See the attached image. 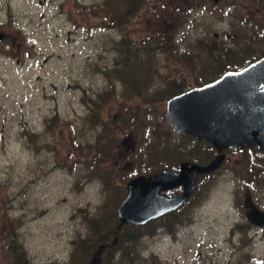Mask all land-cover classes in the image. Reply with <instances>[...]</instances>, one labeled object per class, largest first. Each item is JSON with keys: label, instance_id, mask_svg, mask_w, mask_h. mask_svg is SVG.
Wrapping results in <instances>:
<instances>
[{"label": "rangeland", "instance_id": "obj_1", "mask_svg": "<svg viewBox=\"0 0 264 264\" xmlns=\"http://www.w3.org/2000/svg\"><path fill=\"white\" fill-rule=\"evenodd\" d=\"M100 1L0 0V225L5 232H20L30 260L38 263L65 260L72 238L85 233L82 214L86 208L96 209L102 198L100 182L90 176L95 168L91 146H85L102 125H88L83 99L85 93L102 91L108 84L101 71L113 64L111 40L119 31L102 26L94 8ZM175 1L187 5L188 12L157 18L145 4L127 24L126 33L140 41L145 29L164 30L177 46L159 53L158 74L195 82L191 65L206 58L208 40L230 43L226 32L232 26L224 12L234 0H218V7L210 0ZM194 35H202L205 42L188 46ZM257 44L264 50V40ZM116 90L120 93L118 85ZM138 101L115 94L99 110L117 145L105 167L117 173L127 174L135 165L128 153L138 151V139L148 133L146 124L160 122V115L145 116ZM118 112L123 119L137 112L142 120L132 124L128 117L123 122L116 119ZM76 143L79 147L73 146ZM234 150L225 149L215 169L216 182L202 204L193 207L190 222L173 235L158 230L145 237L144 253L156 252L161 264H226L236 259L264 264V228L253 230L242 223L244 190L239 178V190L233 188L238 171L234 161L240 158ZM255 190L253 198L264 207V188ZM234 222L245 226L243 241L241 232L232 230ZM0 264H6L4 253Z\"/></svg>", "mask_w": 264, "mask_h": 264}, {"label": "trees", "instance_id": "obj_2", "mask_svg": "<svg viewBox=\"0 0 264 264\" xmlns=\"http://www.w3.org/2000/svg\"><path fill=\"white\" fill-rule=\"evenodd\" d=\"M215 3L211 1L212 6L218 7L219 5ZM145 4H149L153 13L156 17L158 16L157 18L164 19H173L179 14L183 15L188 12L189 8L175 0H101L94 7L100 15L102 26L119 32L111 40V50L114 51L113 64L104 67L101 71L106 75L108 84L102 91L96 90L93 94L85 93L83 99V103L87 104L84 118L88 125L90 122L92 125L95 122L102 125L95 140L86 141L85 144V146H91L90 161L95 166L90 176L95 177L102 187V198L95 205L96 209L88 212L86 208L82 214V221L86 228L85 233L72 238L70 241L71 251L65 260L38 263L30 260L29 252L21 239L20 232H17L15 228L5 232L4 225L1 224L0 253H4L6 264H84L91 260L92 253L101 244H103L102 250L98 255L100 262L97 264H161L156 252L150 250L146 253L143 252L146 247L144 238L153 237L158 230L173 235L179 226L188 224L191 220L193 207L202 204V200L210 193L216 182L214 180L215 170L210 173L197 174L192 194L183 201L181 206L163 213L160 217L152 218L142 225L123 223L118 229L116 227L118 216L115 213V208L125 197V181L129 177L139 175V173L158 172L162 167L175 169L181 160L197 161L198 164L209 162L218 151L207 140H198L190 134L176 132L170 125L167 126L161 122L155 124V122L149 121L150 123L146 124L148 127L146 137L138 139L136 145L138 151L131 150L128 153L135 160V165L127 174L123 171L117 173L112 166L105 167L108 161L116 155L114 153L117 145L114 143L113 135L108 134V129L105 128L106 124L101 119L99 110L101 105L103 106L110 97L117 94L122 98L136 97L139 100L137 107L143 109L144 115L156 117L164 112L163 105L161 108L160 105L165 103L169 96L185 91L193 85L197 86L217 79V76L228 69L237 70L243 65L246 66L248 62L256 60L257 57L264 54V50L259 51L257 48V42L264 40V15L260 13L264 12V0H234L232 3L234 7L229 3L224 16H227L232 26L226 32L230 43L214 44V39L208 40L209 46L207 50L205 49L208 52L206 58L196 66L191 65L193 68L191 75L197 80L195 82L188 81L189 83L183 76L175 78L165 75V77H161L157 72L159 53L173 51V48L177 46L176 42H171L172 38H168V35L164 34V30L162 31L161 28L152 31L145 29L140 35V41L131 39L127 35V24L132 22L137 11H140ZM204 26L207 29L210 27L208 24ZM192 37L189 38L193 43H191L192 46L188 44L190 47L195 48L197 42L204 41L202 35ZM156 77L161 80L158 84ZM116 85L120 87V93L117 92ZM137 114V112H131L132 116H128L129 119L126 120L128 117L123 119L121 113L118 112L116 119L135 124L134 121L137 119L142 120L141 117H137ZM111 121L115 122V118H112ZM82 122H85L84 119ZM123 128H126L125 124L120 127V130L123 131ZM73 146L79 147L78 143ZM259 155L262 156L264 153H259ZM256 165L263 170H260L258 174V178L261 180H256L255 183L258 181L262 184L264 181V156L261 162ZM83 174L88 175L87 171ZM115 179H118V182ZM179 191L180 189L177 187L166 191V193L171 195ZM237 230L241 232L240 238L243 241L244 226ZM247 263L236 259V261H228L226 264Z\"/></svg>", "mask_w": 264, "mask_h": 264}, {"label": "water", "instance_id": "obj_3", "mask_svg": "<svg viewBox=\"0 0 264 264\" xmlns=\"http://www.w3.org/2000/svg\"><path fill=\"white\" fill-rule=\"evenodd\" d=\"M159 121L173 126L176 132L207 140L218 152L209 162L181 160L177 169L162 167L158 172L129 177L125 197L115 208L118 229L123 223L142 225L181 206L192 194L197 174L219 168L225 149L246 145L264 151V54L237 70L222 72L217 79L169 96ZM176 187H180L179 192L166 193ZM243 200L246 218L254 225L263 224V212L253 203L248 190ZM102 246L84 264L100 262Z\"/></svg>", "mask_w": 264, "mask_h": 264}, {"label": "flooded vegetation", "instance_id": "obj_4", "mask_svg": "<svg viewBox=\"0 0 264 264\" xmlns=\"http://www.w3.org/2000/svg\"><path fill=\"white\" fill-rule=\"evenodd\" d=\"M207 83V82H206ZM161 122V121H160ZM162 123V122H161ZM162 124H165V123H162ZM166 125V124H165ZM169 125V124H168ZM167 125V126H168ZM171 126V125H170ZM173 127V126H172ZM188 135V134H186ZM191 135V134H190ZM193 136V135H192ZM195 137V136H194ZM197 139V138H196ZM124 140V138H122V141ZM199 140V139H198ZM234 154H237L238 156H240V158H235L236 160L234 161V168L235 169H238V171H236V174L234 175V180H235V187H233L234 189L236 190H239L238 189V178L242 180L241 184L243 183L242 186V189L244 190L242 192V202H241V209L244 210L243 212V224H248V225H245L247 228L250 227L252 228L253 230H255L256 228H264V223L261 224V225H257V224H252L247 218H246V215H245V212H247L246 210V207L243 205V197H244V193L245 191L248 190V193L251 197V199L253 200V203L258 207V209H261L262 212H263V216H264V207H261V202H260V199H256V198H253V194L255 193V189H263L264 188V181L263 183L261 184L260 182H256V180H261V178H258V174H259V171L260 170H263L262 168H259L258 165H256L257 163L261 162L262 160V157L264 155H259L264 153V151H259V148L256 147V146H251V147H248L246 145H243L241 147H238V146H234ZM217 150V149H215ZM225 151V150H224ZM217 153V152H216ZM225 153V152H224ZM197 162V161H196ZM178 166L175 168L177 169ZM215 170V169H214ZM260 183V184H259ZM248 184V185H246ZM177 188V187H176ZM254 188V189H253ZM174 189V188H173ZM178 189H180V187H178ZM172 190V189H171ZM170 190V191H171ZM177 193V192H176ZM234 194V193H233ZM234 223L235 226H234ZM233 225H232V228H233V231H238L237 229L239 227H243L242 224L238 223L237 222H234ZM244 226V227H245ZM235 228V229H234ZM240 232V231H238Z\"/></svg>", "mask_w": 264, "mask_h": 264}]
</instances>
